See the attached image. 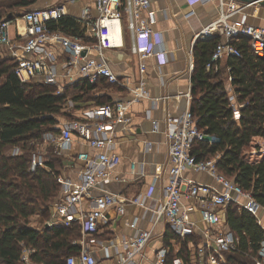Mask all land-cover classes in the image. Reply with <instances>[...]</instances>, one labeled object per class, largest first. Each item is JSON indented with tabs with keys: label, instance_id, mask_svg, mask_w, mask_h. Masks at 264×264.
Instances as JSON below:
<instances>
[{
	"label": "built area",
	"instance_id": "2783aa9c",
	"mask_svg": "<svg viewBox=\"0 0 264 264\" xmlns=\"http://www.w3.org/2000/svg\"><path fill=\"white\" fill-rule=\"evenodd\" d=\"M77 1L45 0L46 3L42 6L25 10L20 17L23 30L16 27L13 36L9 34L12 17L0 21V49L5 51L7 58L15 60V74L18 79L21 82L34 79L51 83L56 86V94H61L63 84L57 81V68L59 57H63L62 67L68 81H86L93 84L104 79L111 85L127 87V79L120 80L112 72L104 55V50L127 49L137 59L139 75V88L130 90L132 99L145 97L143 76L147 67L146 60L164 53L160 35L152 29L149 0H93L94 14L90 6H84L81 15L72 18L80 24L81 35H70L58 29L51 30L48 24L70 16L67 6ZM212 1L216 2L219 9L217 17L200 30L196 37H223L224 42L216 46L210 59L214 70H217L216 64L223 57L239 56L226 43L231 37L248 38L252 53L262 56L264 28L247 22V16L242 10L248 5L233 0ZM238 14V18L232 19ZM211 64L206 66L207 70ZM72 70L76 71V77H73ZM230 82L231 77L227 76L229 107L232 110V120L237 121L239 108L243 105L237 102ZM128 104L129 102L115 101L94 106L83 112L81 117L62 122L58 134L47 132L43 135L45 141L53 143V150L57 155H61V150L70 144L72 136L97 150L94 156L87 152H78L72 158L81 164L77 182L61 175L57 177L59 194L50 204L49 217L41 224L44 229L78 225L80 237L72 244L78 245L79 251L75 255L66 256L65 264H95L96 260L89 249L94 234L105 221L107 212H124L125 201L116 198L106 187L115 180L112 172L119 162V156L112 151L115 145L114 132L117 124L130 121L126 116ZM163 124L167 140V178L162 200L152 209L153 213L156 218L162 217L181 241L194 232H200L203 241L197 250L198 264H222L225 262L223 251L238 250L239 240L229 229L222 227L221 212H225L232 204L238 212L244 210L250 213L264 230L260 217L262 207L254 200L250 191L243 190L218 171V156L202 160L192 153L194 142L204 141L207 135L197 128L196 120L189 110L178 116L167 115ZM158 128L159 123L152 121V131L156 132ZM213 139L210 137L209 142ZM144 145L145 150L151 148V142L146 141ZM15 152L16 149L13 153ZM40 163L33 158L31 169ZM134 171L135 164L130 163V172ZM185 172L205 174L212 178L213 183L198 182L186 177ZM83 201L87 202V210L81 207ZM132 203L141 205V198H134ZM194 213L197 214L195 220L191 217ZM199 223L206 227L199 228ZM31 227L40 229L32 225ZM150 240L151 233L147 230L123 239V252L117 256V264H141L143 259H148L144 249ZM21 247L20 264H36L31 259L34 248L23 244ZM167 253L168 247L159 245L153 249L152 257L148 259L149 264H166ZM104 254L109 257L106 249ZM172 264L188 263L177 256L173 258ZM254 264H264V240L259 243Z\"/></svg>",
	"mask_w": 264,
	"mask_h": 264
},
{
	"label": "trees",
	"instance_id": "16d2710c",
	"mask_svg": "<svg viewBox=\"0 0 264 264\" xmlns=\"http://www.w3.org/2000/svg\"><path fill=\"white\" fill-rule=\"evenodd\" d=\"M31 2L19 0L14 6L27 8ZM8 14L15 17L8 10L2 13L0 7V21ZM48 27L70 35L82 34L80 24L69 17L50 22ZM222 42V36L212 35L197 38L192 45L189 111L197 128L207 135L204 141L194 142L192 153L202 160L218 156V171L250 191L264 212V154L245 153L255 139L264 142V53L253 54L244 36L231 37L226 43L239 56L223 57L215 71L210 59ZM15 68V60L7 58L0 49V264H20L21 244L34 248L31 259L36 264H65L66 256L79 251V246L72 244L80 237L78 225L39 230L30 225L34 216L42 220L49 217L50 204L59 194L57 177L63 168V158L50 147L43 161L31 169L32 155L44 133L58 134L62 122L75 119L76 108L68 104L93 101L95 106H101L111 102L101 90L110 84L104 79L93 84L79 81L56 94V86L51 83L34 79L21 82ZM227 76L231 77L237 102L243 105L237 121L232 120L229 107ZM210 137L214 138L212 142ZM14 148L15 153L11 152ZM223 218L227 229L239 240L238 250L223 251L224 264H254L264 230L250 213L238 212L232 204ZM197 239L198 234L193 233L181 241L167 225L166 264H172L177 256L188 264H198ZM170 240L176 242L177 250L170 247Z\"/></svg>",
	"mask_w": 264,
	"mask_h": 264
},
{
	"label": "crops",
	"instance_id": "0c3cea01",
	"mask_svg": "<svg viewBox=\"0 0 264 264\" xmlns=\"http://www.w3.org/2000/svg\"><path fill=\"white\" fill-rule=\"evenodd\" d=\"M30 1L32 2L27 8L39 7L46 3L45 0ZM149 3L152 29L159 33L164 53L154 55L146 60L147 67L143 76L145 97L133 100L130 92L140 86L136 57L127 49L104 50L112 72L120 80L127 79L128 83L127 87H113L114 85L110 84L100 88L104 94L110 97L111 102H129L126 116L130 121L126 124H117L115 128V145L112 151L119 156V162L112 172L115 180L106 187L108 192L116 198L125 201L123 203L124 212L122 214H118L114 210L107 212L105 221L100 224L94 234V240L89 249L96 260L95 264H117V256L123 252L121 241L134 236L139 231L147 230L151 233V240L144 249L148 259L152 257L153 249L161 244L165 245L166 222L162 217L156 218L152 210L162 200L167 178V140L163 119L167 115L178 116L189 110L190 76L193 68L192 45L198 38L196 34L213 22L219 11L216 2L212 0L204 2L198 0H149ZM84 6H90L94 14L93 0H78L67 6V13L70 15L68 17L71 19L79 17ZM242 12L246 14L249 24L264 27V7L256 4L248 5ZM256 13H258L257 20L251 16ZM20 17L12 18V26L9 29L10 36L14 35L16 27L20 31L23 30V22ZM238 17L239 14L232 19ZM126 45L128 46V38ZM58 62L57 81L63 84L64 90L68 84L75 82L68 81L65 76L62 67L63 57H59ZM72 74L73 77L77 76L75 70H72ZM68 106L76 108L74 117L79 118L83 112L95 105L93 101H86L74 104L71 102ZM152 121L159 123L156 132L152 131ZM146 141L151 142L149 150H145L144 143ZM78 152H87L94 156L97 150L76 136H72L70 144L61 150L63 168L60 175L72 182L78 181V171L81 167L78 161L72 160ZM130 163L135 164L134 172H130ZM185 176L198 182L213 183L212 178L205 174L185 172ZM137 197L141 198V205L132 203V200ZM81 207L83 210H87V202L83 201ZM224 213L221 212V223L222 227L226 229ZM191 217L195 220L197 214L194 213ZM260 217L264 224V212L260 214ZM30 225L34 224L30 223ZM198 227L205 228L206 226L199 223ZM194 233L198 234V250L203 236L199 231ZM169 245L175 250L178 248L173 240L169 241ZM105 249L109 257L105 256ZM148 259H143L141 264H149ZM198 260L197 255V262Z\"/></svg>",
	"mask_w": 264,
	"mask_h": 264
},
{
	"label": "rangeland",
	"instance_id": "374dc122",
	"mask_svg": "<svg viewBox=\"0 0 264 264\" xmlns=\"http://www.w3.org/2000/svg\"><path fill=\"white\" fill-rule=\"evenodd\" d=\"M19 0H0V7H1V12L2 13H5L6 10L10 11V12H13V14L19 18L20 14L29 9V8H22V7H16L14 6L15 2H17ZM9 8V9H8ZM31 8V7H30ZM253 11V10H252ZM254 12V11H253ZM252 13V12H251ZM257 14H253L251 16H254V18L257 20ZM253 18V19H254ZM258 26V25H257ZM264 28V27H263ZM47 133V132H46ZM45 134V133H44ZM53 143L52 142H47L43 139L42 137V142L39 144V146L36 145V148H35V152L34 154L32 155V159L35 158L36 161L38 162H42L43 161V158L45 157L44 155L46 154V151L48 148L50 147H53ZM263 147H264V142H262L260 139H255L253 145H250L249 147H247L245 149V153L247 155H250V156H257L259 154H264V150H263ZM16 148H14L11 152H14ZM17 150V149H16ZM40 219V218H39ZM38 217L34 216L30 219V223H33L34 225L33 226H36V227H39L41 228V224H42V219L39 220ZM78 238L74 239L73 241L77 240ZM223 257L225 258V256L223 255ZM225 263V262H224ZM222 263V264H224Z\"/></svg>",
	"mask_w": 264,
	"mask_h": 264
},
{
	"label": "water",
	"instance_id": "95a60500",
	"mask_svg": "<svg viewBox=\"0 0 264 264\" xmlns=\"http://www.w3.org/2000/svg\"><path fill=\"white\" fill-rule=\"evenodd\" d=\"M233 1L244 5L256 4L257 6L264 7V0H233ZM10 16L11 14H8L7 18H10Z\"/></svg>",
	"mask_w": 264,
	"mask_h": 264
}]
</instances>
